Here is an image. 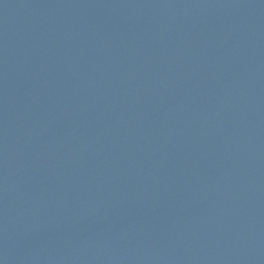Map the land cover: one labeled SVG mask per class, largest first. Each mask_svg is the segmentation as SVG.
I'll return each mask as SVG.
<instances>
[{
  "label": "water",
  "instance_id": "95a60500",
  "mask_svg": "<svg viewBox=\"0 0 264 264\" xmlns=\"http://www.w3.org/2000/svg\"><path fill=\"white\" fill-rule=\"evenodd\" d=\"M0 264H264V0H0Z\"/></svg>",
  "mask_w": 264,
  "mask_h": 264
}]
</instances>
